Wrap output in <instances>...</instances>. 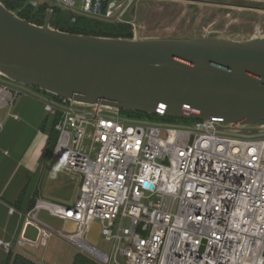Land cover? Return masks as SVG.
<instances>
[{"label": "built area", "instance_id": "obj_1", "mask_svg": "<svg viewBox=\"0 0 264 264\" xmlns=\"http://www.w3.org/2000/svg\"><path fill=\"white\" fill-rule=\"evenodd\" d=\"M49 1L72 12V21L81 15L129 26L133 36L142 30L132 16L141 0ZM25 87L0 74V110L11 115L24 92L42 97L59 117L54 161L82 175L73 205L39 199L33 211L72 221L74 231L61 233L67 241L82 248L97 223L99 238L112 244L93 257L100 264H264V129L241 134L213 121H165L162 105L155 119L133 117ZM51 236L41 224L33 244L44 247Z\"/></svg>", "mask_w": 264, "mask_h": 264}, {"label": "water", "instance_id": "obj_2", "mask_svg": "<svg viewBox=\"0 0 264 264\" xmlns=\"http://www.w3.org/2000/svg\"><path fill=\"white\" fill-rule=\"evenodd\" d=\"M149 4L133 9L137 36L110 38L54 28L52 9L43 25L31 23L0 0V74L78 104L148 116L162 105L169 118L264 129V33H215L205 22L191 34L145 37ZM40 227L28 221L23 239L36 243ZM99 237L91 225L82 253L100 258Z\"/></svg>", "mask_w": 264, "mask_h": 264}, {"label": "crops", "instance_id": "obj_3", "mask_svg": "<svg viewBox=\"0 0 264 264\" xmlns=\"http://www.w3.org/2000/svg\"><path fill=\"white\" fill-rule=\"evenodd\" d=\"M55 120L59 117L46 111L45 100L29 92L17 98L11 115L7 110L0 118V242L9 244V247L0 246V264L5 263L10 252L36 264H72L77 253L82 252L61 236L74 231L72 221L54 217L59 222V227H55L40 217L47 210L33 212L39 199L70 206L80 194L81 185H74V174L62 172L53 155L46 153L50 127ZM61 184L64 192L55 193L54 187ZM31 212L36 214L31 221L52 231L44 247L29 242L19 244ZM55 237L65 241L66 247L57 248Z\"/></svg>", "mask_w": 264, "mask_h": 264}, {"label": "trees", "instance_id": "obj_4", "mask_svg": "<svg viewBox=\"0 0 264 264\" xmlns=\"http://www.w3.org/2000/svg\"><path fill=\"white\" fill-rule=\"evenodd\" d=\"M5 6L15 11L20 17L28 20L31 23L37 25H43L47 10L52 8L47 4H40L37 8H33L28 4L29 0H1ZM54 9V19H57L56 28L70 32L74 34H84V35H93L101 37H110V38H132L133 34L129 26L115 24L110 25L102 21H98L92 18L85 16H76V20L72 21V18L63 13V9ZM35 89V88H34ZM39 90V89H36ZM40 91V90H39ZM47 93V92H45ZM57 97V96H55ZM60 98V97H57ZM126 115L140 118H154L153 116H148L142 113L135 112H125ZM165 121L174 122V118L164 117ZM188 121V120H185ZM58 120H55L54 124L50 127L49 131V140L47 144L46 153L48 156H52L56 141L58 138V133L55 130V126ZM4 264H36L32 260L25 258L20 254H14L10 252L7 256V259ZM72 264H100L96 259L89 257L88 255L79 252L75 256Z\"/></svg>", "mask_w": 264, "mask_h": 264}, {"label": "rangeland", "instance_id": "obj_5", "mask_svg": "<svg viewBox=\"0 0 264 264\" xmlns=\"http://www.w3.org/2000/svg\"><path fill=\"white\" fill-rule=\"evenodd\" d=\"M155 4L154 9H150L147 6L148 15L146 16L145 24L146 30L144 31L145 37H174V36H181L185 34H191L194 29L201 23L202 17L196 16V21L194 23L190 22L192 17V10L190 6L186 3L177 4L175 8L166 7L164 6L165 2L162 0H152ZM41 4H47L48 6L55 8V9H63V13H65L66 8L62 5L57 4L54 1L49 0H40ZM55 16V15H54ZM53 19L51 21V26L56 28V23L58 22L57 19ZM126 19H131L130 14H127ZM191 26V27H190ZM29 91H33L34 88L32 87H25ZM6 108L0 110V118L4 113H7ZM126 115L125 112L122 113ZM155 119V117L153 118ZM176 123H193V120H182V119H174ZM218 130L225 131V132H235L241 134H251L255 131L253 129H245V128H230L229 126H221L217 125ZM59 172V171H58ZM75 180L74 185L80 187L82 185V175L81 174H74ZM64 184L58 186V188L54 187V192H64ZM40 217L46 220L48 223L55 227H59V222L56 218L49 216L48 212H42ZM55 242L57 243V248L63 249L66 247V242L63 240H59V238L55 237ZM54 239V238H53ZM52 239V240H53ZM72 249L73 247L70 246ZM97 248L106 252L110 253L112 249V244L110 241H107L104 237L99 238V242L97 244ZM75 249V248H74ZM78 249V248H76ZM90 257V256H89ZM72 262V261H70ZM71 264V263H68Z\"/></svg>", "mask_w": 264, "mask_h": 264}, {"label": "flooded vegetation", "instance_id": "obj_6", "mask_svg": "<svg viewBox=\"0 0 264 264\" xmlns=\"http://www.w3.org/2000/svg\"><path fill=\"white\" fill-rule=\"evenodd\" d=\"M164 6L175 8L186 3L192 10L190 22L196 16L202 17L201 23L193 32H198L203 23L214 25L216 32L245 34L264 33V0H162ZM154 9L155 5H147ZM229 18V19H226ZM191 27V26H190Z\"/></svg>", "mask_w": 264, "mask_h": 264}]
</instances>
